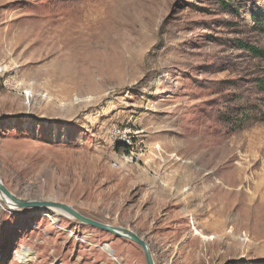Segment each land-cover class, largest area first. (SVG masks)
Returning <instances> with one entry per match:
<instances>
[{"label":"rangeland","instance_id":"1","mask_svg":"<svg viewBox=\"0 0 264 264\" xmlns=\"http://www.w3.org/2000/svg\"><path fill=\"white\" fill-rule=\"evenodd\" d=\"M253 46L264 0H0V178L135 230L156 264H264ZM10 206L0 264H147L130 239Z\"/></svg>","mask_w":264,"mask_h":264},{"label":"water","instance_id":"2","mask_svg":"<svg viewBox=\"0 0 264 264\" xmlns=\"http://www.w3.org/2000/svg\"><path fill=\"white\" fill-rule=\"evenodd\" d=\"M0 190L9 197L19 208H59L65 212H67L69 215H71L73 218L77 219L78 221L91 225L93 227H97L99 229H102L104 231L110 232L112 234H115L119 237H125L127 239H130L137 244H139L144 251L145 258L147 261V264H156L153 252L151 251L150 245L148 241L141 236L139 233H137L135 230L124 227V226H117L109 223H104L101 221H98L96 219H93L91 217H88L78 211L73 206H70L68 204H65L63 202L58 201H51V200H23L19 197H17L14 193H12L7 186L0 181Z\"/></svg>","mask_w":264,"mask_h":264},{"label":"bare ground","instance_id":"3","mask_svg":"<svg viewBox=\"0 0 264 264\" xmlns=\"http://www.w3.org/2000/svg\"><path fill=\"white\" fill-rule=\"evenodd\" d=\"M0 181L3 182V180L1 178H0ZM3 199L6 200L9 204H11V206H10L11 208H15V207L17 208V205L0 190V201H2ZM40 208L43 209L44 207H40ZM46 209H52L56 213V215H58V214H65V215H68V216L72 217L67 212H65V211H63V210H61L59 208L50 207V208H46ZM55 221H56V219L54 220V222Z\"/></svg>","mask_w":264,"mask_h":264},{"label":"trees","instance_id":"4","mask_svg":"<svg viewBox=\"0 0 264 264\" xmlns=\"http://www.w3.org/2000/svg\"><path fill=\"white\" fill-rule=\"evenodd\" d=\"M254 52H256L257 54H262L264 56V50L260 49V48H257V47H251Z\"/></svg>","mask_w":264,"mask_h":264}]
</instances>
